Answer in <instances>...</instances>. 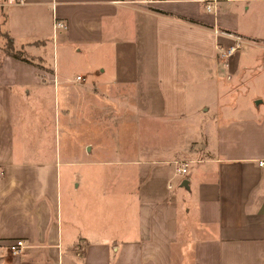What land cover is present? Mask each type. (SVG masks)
I'll use <instances>...</instances> for the list:
<instances>
[{
	"label": "crops",
	"instance_id": "obj_1",
	"mask_svg": "<svg viewBox=\"0 0 264 264\" xmlns=\"http://www.w3.org/2000/svg\"><path fill=\"white\" fill-rule=\"evenodd\" d=\"M262 50L264 0H0V264H264Z\"/></svg>",
	"mask_w": 264,
	"mask_h": 264
},
{
	"label": "built area",
	"instance_id": "obj_2",
	"mask_svg": "<svg viewBox=\"0 0 264 264\" xmlns=\"http://www.w3.org/2000/svg\"><path fill=\"white\" fill-rule=\"evenodd\" d=\"M15 3H23L26 0H13ZM162 0H138L140 3H147V4H153L156 2H159ZM214 5L207 4L206 5V10L211 11L214 9ZM65 25L63 22L58 21L55 17L53 18V28L56 30V28H63ZM215 35L224 37L226 39H230L233 41V45L229 46L228 48L224 49L222 47H217V52H218V57L223 61V66L225 68L228 67L227 61L231 59L235 53H237L243 44H245V41L242 37L237 36L233 33H229L226 31H220V30H215L214 31ZM82 82L84 79L81 77L76 78V82ZM180 164L179 167L176 169V175L177 176H183L187 173V169L185 164ZM258 166L264 170V160L258 162ZM25 249V244L24 241L22 240H15L9 245V252L12 256H18L20 255L23 250Z\"/></svg>",
	"mask_w": 264,
	"mask_h": 264
},
{
	"label": "rangeland",
	"instance_id": "obj_3",
	"mask_svg": "<svg viewBox=\"0 0 264 264\" xmlns=\"http://www.w3.org/2000/svg\"><path fill=\"white\" fill-rule=\"evenodd\" d=\"M264 50L261 51V57L259 59H257L255 56H253L251 53H248V56L245 57V66L246 68L242 69L238 76L242 77L243 79H248V78H260L261 76L264 77ZM249 55H251V57H249ZM249 57V58H248ZM48 58H51V55H49ZM58 58H61V54H58ZM248 87V86H247ZM246 86L245 85H238L235 88V91L233 93V98L232 101L234 102V105H231V107H236V104H242L245 102L246 99L250 98V94L253 93L255 90L251 89L250 91L248 89H245ZM264 97V96H263ZM235 100V101H234ZM221 103H222V113L223 116H221V119H229V118H234V119H240V118H246L247 114L241 113L240 111L242 110H235V111H239L236 112V114L234 115V112L232 111H227L224 108H227L228 104H230L226 99L222 98L221 99ZM226 113V114H225ZM229 114V116H228ZM228 117V118H227Z\"/></svg>",
	"mask_w": 264,
	"mask_h": 264
},
{
	"label": "trees",
	"instance_id": "obj_4",
	"mask_svg": "<svg viewBox=\"0 0 264 264\" xmlns=\"http://www.w3.org/2000/svg\"><path fill=\"white\" fill-rule=\"evenodd\" d=\"M8 47H9V45H8ZM14 57H16V58H18V59H21V57H20L19 55H16V54H15ZM24 62H27V61L25 60Z\"/></svg>",
	"mask_w": 264,
	"mask_h": 264
}]
</instances>
